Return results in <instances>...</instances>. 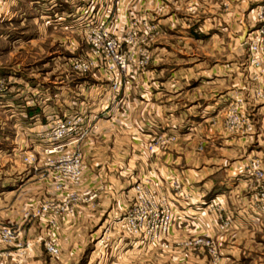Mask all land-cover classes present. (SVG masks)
Masks as SVG:
<instances>
[{
	"label": "rangeland",
	"instance_id": "374dc122",
	"mask_svg": "<svg viewBox=\"0 0 264 264\" xmlns=\"http://www.w3.org/2000/svg\"><path fill=\"white\" fill-rule=\"evenodd\" d=\"M238 1L239 4H237ZM126 2L127 8L125 9ZM228 2L224 1L223 4V9L228 8L223 10L225 18L223 19L213 10L214 5L209 6L210 3L216 2L205 0L196 2L190 0H179L178 2L154 0L151 2V6H155L151 16L144 15V12L147 11L143 9L144 5H140L141 0H131V2L130 0H0V76L5 78L6 86L3 92L10 89L11 85L14 84L16 87L22 85V88L28 84V89L32 87V93L29 92L30 94H28V98L32 97V118L26 114L25 117L21 118L22 127L15 128V133L11 131L13 129H7L6 133L8 137H21L20 148L15 150L17 151L16 154H21L20 160L16 162L22 171L21 179L26 181L30 172H36L37 178L34 183L45 185L44 180L46 179L47 185L52 186V193L47 194L46 198L42 194L40 198L32 201V206L27 205L23 211V214L32 211V250L24 255H19L14 248L9 247L12 253L0 256V264H264V228L258 231L259 235L253 234L254 236L250 235L251 237L247 235L244 240L239 242L230 237L229 242H226L221 234L239 226L234 222V217H231L230 214L226 215L222 208L210 211L199 209L196 206H203V202H208L212 198L221 206L225 198L218 197L219 195L209 199L197 197V201H195L197 203H193V210L184 211L181 207L176 206L169 230L159 237L153 238L149 235L143 236L129 232L120 219L133 201L132 184L141 178L139 175L140 160L129 161L128 158H125L116 162L112 182H114L117 191V198L125 201V207L122 209L118 207L116 213L105 221L104 215L101 214L100 221L94 222L95 224H81L73 221L71 217L66 221V215H75L79 204L83 201V197L86 195L85 186L89 185L90 188L94 187L101 191L108 181L104 177L97 178L96 181L89 177L93 172L91 170V164L93 165L92 154L90 153L92 148L82 144L87 137L96 136L97 126L79 140L67 143L63 148L53 152H48L47 149L51 147V144L43 139V135L48 132V127L45 126L53 124V116L45 125L47 120L45 121L41 114L49 101H52V105L56 109L53 113L68 114L81 110L85 116H90L97 123L99 119L101 120L107 115L106 113L103 115L99 107L100 104L90 97L89 91H86L85 95L84 93L76 95L70 90V99L75 100L74 105L76 101L82 100V108L72 107L74 110L70 112L60 110V100L62 99L60 90L61 85L65 82L62 81L63 78L68 76L70 86H74L80 80L93 87L94 72L98 69L93 68L86 73L77 72L72 68L71 61L77 57H87L90 53L83 23H86L90 18L93 22L100 20L105 13L103 8L106 11V5L109 6L110 11L109 18L106 20L110 30L116 29L119 33L118 31L125 21L132 16L148 19L152 26V29L141 32L139 36L140 45L147 46L149 49L150 60L143 67L129 70L120 86V91H130L137 84V81H133L134 78L152 64L153 49L162 24L159 22V18L170 15L175 3L180 5L185 12L194 8L196 13L193 17L196 19L195 25L201 28L218 21L223 24H226L227 21L234 26L235 29L229 28V39L234 37L239 42L245 43L244 46L242 45L244 49L240 50L239 57L240 60H243L245 71L250 77L246 38L250 29L256 24L255 8L264 3V0H229ZM91 3L95 5L89 14L87 5ZM77 6L78 8H76ZM97 7L100 8L99 11H97ZM216 8L219 9L220 6ZM225 12H228V16ZM182 16H185L182 19L188 23V14L182 13ZM165 24L173 25L174 23L167 22ZM217 24L220 26V23ZM197 30L201 32L203 29L197 28ZM198 35H203V33H198ZM101 73L105 76L104 79L108 83L109 90L108 76L102 70ZM262 74L259 84L262 86L263 95L256 97L253 95V90L258 82L252 80L251 77L250 79L255 83V86L251 94L244 95L245 103L242 109L251 125L243 126L239 130L225 126L230 134L237 133L239 136V134L249 133L252 135L253 133L254 138L246 139V143L243 145L229 141L228 144L221 142L213 144L211 148L214 153H225L230 157L251 152L253 154L250 155L249 164L244 166V173L236 176L241 178V181L249 178L251 180L249 183L245 181L244 192L242 196L240 195L241 201L251 205L244 212L247 213L245 220L250 222L248 225L250 229L255 227V223H260L264 219V199L260 198L261 186L258 185L262 180L255 179L253 175L249 174L255 165V159L259 161L264 170V111L257 116L255 115L256 117L253 119V115L247 112L250 100L252 102L258 100V106H263L264 109V70ZM47 87L49 91L53 90L54 95L57 94L56 99L47 98ZM135 88L140 90L139 85H136ZM75 90L79 91L76 88ZM139 92L136 94L137 97L140 96ZM235 98L236 96L229 100L227 108L233 100L235 101ZM16 100L18 103L15 102V104L24 106L26 97H18ZM37 115L41 119L38 118L39 121L35 122ZM28 127L31 128L28 129ZM106 146V144L100 146L102 153ZM107 148L109 147L107 146ZM122 148L130 153L133 146L118 145L116 147L117 154L121 152ZM74 156H78L83 164V172L78 179L73 178L71 173L64 168ZM12 158L13 149L11 145H5L1 148L0 169H10L13 164ZM118 159L120 158L118 157ZM153 177L160 181L158 177ZM170 189L171 187L169 188L171 193ZM202 200L203 202H201ZM45 201L52 202L53 206L43 210L41 205ZM66 202H74L73 213L62 212L60 206H64ZM174 202L176 203V201ZM13 208L12 199L9 197L0 198V212L4 210L5 213L9 212L10 214ZM206 213H209L210 220H205L204 214ZM218 214H221L222 217L220 218ZM30 218L29 215L25 219L23 217L24 221L22 222L26 223ZM4 219L0 217V224L19 223L14 218ZM225 219L229 223L222 228L220 224ZM22 222L20 223L21 227H23ZM203 223L206 224L205 227L199 225ZM26 237L23 235V240ZM197 238H210V245L195 242ZM46 242L56 244L59 251L57 253L49 252L44 245ZM259 252L263 253L259 254Z\"/></svg>",
	"mask_w": 264,
	"mask_h": 264
},
{
	"label": "crops",
	"instance_id": "0c3cea01",
	"mask_svg": "<svg viewBox=\"0 0 264 264\" xmlns=\"http://www.w3.org/2000/svg\"><path fill=\"white\" fill-rule=\"evenodd\" d=\"M152 1L154 0H141L140 5H144L143 9L147 11L144 12L145 16H151L154 11L155 6H151ZM205 1L216 2L210 3L209 6L214 5L213 10L225 19L223 10L228 8L223 9V4L224 1L229 3V0ZM218 6L219 9L216 8ZM182 13L188 14V23L182 19L185 17ZM225 13L228 16V12ZM195 15L194 8L185 12L175 3L170 15L159 18L162 24L153 49L152 64L133 80L137 81L136 85L140 86V90L134 85L130 91L121 90L115 93L114 97L111 96L101 70L94 72L93 87L80 80L74 86H70L68 76L62 79L65 82L60 90L62 97L60 110L70 112L74 110L72 107L82 108V100L76 101L74 105L75 100L70 99L71 90L76 95L82 93L85 95V92L89 91L90 97L100 104L103 115H105L104 111H107L105 118L98 120L95 130L97 133L94 132L96 136L87 137L82 144L92 148L90 153L93 172L89 177L93 181L101 177L107 178L108 181L101 191L94 187L90 188L89 185L85 186L86 195L83 201L79 204L75 215H66V221L71 217L73 221L81 224H95L100 221L101 214L104 215L105 221L116 213L118 207L122 209L126 206L124 200L117 198L112 179L115 175L116 162L128 158L129 161L140 160L139 175L158 177L167 193H170V180L176 177L181 180L185 189L196 196L205 199L218 195L224 197L225 201L222 202L221 208L226 215L230 214L234 217V222L239 225L221 234L224 241L229 242L230 237H233L239 242L247 235H259L258 231L264 228V219L260 223H255L253 229L248 227L250 222L245 220L247 213L244 212L251 205L241 201L240 198L244 192L245 181L249 183L251 180L249 178L241 181V178L236 177L244 173V166L249 164L252 152L230 157L225 153H214L211 149L213 144L219 142L228 144L230 141L243 145L246 139L254 138L253 133L239 134V136L237 133L230 134L224 125L229 100L237 95L251 94L255 86L245 71L243 60L239 57L245 43L239 42L234 37L229 39V28L235 29L229 22L223 24L218 21L201 28L195 25L196 19L193 18ZM166 21L174 24H165ZM217 23H220V26ZM197 28L203 30L200 32ZM22 87V85L16 87L14 84L11 85V90L0 92V149L5 145H11L13 149V164L10 169H0V198L9 197L14 206L10 214L1 211L0 217L4 219L6 215L4 220L14 218L19 223L24 221L23 211L27 205L32 206V201L40 198L42 194L46 198L47 194L52 193V186L47 185L46 179L45 185L34 183L37 178L36 172H30L26 181L21 179L22 171L19 164L16 165L21 154H16L15 151L20 148L21 137H8L6 133L7 129H13L11 131L15 133V128L22 127L21 118L26 114L32 118V97L28 98V94L32 93V87L28 89V84ZM75 88L79 91H74ZM137 92L140 94L138 97ZM46 93L48 99H56L57 94L54 95L53 90L48 89ZM23 96L26 97L24 106L15 104L18 103L16 99ZM258 105V100L248 102L247 112L253 115L252 119L264 111L263 106ZM54 110L56 109L52 101L46 103V108L41 113L44 120H47L45 125L49 123ZM38 118L41 119L37 115L35 122L39 121ZM150 118L154 121L153 127L144 125V121ZM160 133L163 135L172 133L175 138L165 144H154L152 149H146L145 146L153 142ZM102 144L109 147L106 146L103 153L100 151ZM118 145H132L131 154L124 148L117 154ZM178 207L184 211L193 210V204H179ZM204 217L205 220H210L209 213L204 214ZM31 219L32 217L28 222H22V231L26 238H32ZM199 225L206 226L205 223Z\"/></svg>",
	"mask_w": 264,
	"mask_h": 264
},
{
	"label": "built area",
	"instance_id": "2783aa9c",
	"mask_svg": "<svg viewBox=\"0 0 264 264\" xmlns=\"http://www.w3.org/2000/svg\"><path fill=\"white\" fill-rule=\"evenodd\" d=\"M109 1V0H108ZM95 4H88V13L93 11ZM105 7V6H103ZM102 9V8H101ZM100 8L97 7V11ZM104 15L97 22L88 20L83 23L85 38L90 47V53L87 57H77L71 61V66L77 72L86 73L93 68L104 71L109 79V90L111 96L120 91V86L129 70L145 66L150 60V52L147 46L140 45V33L152 29L148 19H139L135 16L130 17L120 28L119 33L116 29L110 30L106 20L109 18V6L106 5ZM82 12V11H81ZM79 12V14H81ZM256 24L250 29L246 38L248 50V67L250 77L258 82L253 90V95L262 96V86L259 84L264 70V3L259 4L254 11ZM93 17V15H92ZM119 34V35H118ZM5 78L0 76V92L5 90ZM245 98L243 95H237L235 101L229 104L224 124L227 128L239 130L243 126L251 125L250 120L243 111ZM107 111L105 110L104 113ZM53 124H48V132L43 135L44 141L51 144L48 152L57 151L66 146L67 143L75 142L90 132L97 126L96 120L90 116H85L81 110L74 113L59 114L53 113ZM144 125L151 127L154 125L152 118L144 121ZM175 138L172 133L163 135L158 134L153 142L146 145V149H152L154 144H165ZM72 158V157H70ZM69 158V159H70ZM254 167L249 171L255 179L262 180L258 185L261 186L260 198L264 199V170L257 159L254 160ZM71 173L72 177L78 179L83 172V164L78 156L70 159V162L64 167ZM171 193L168 194L163 184L153 176L143 174L141 178L132 184L133 201L121 217L123 225L133 234L149 235L153 238L159 237L162 233L169 230L173 218L174 208L186 204H195L197 197L194 193L183 187L179 178L173 177L170 180ZM170 195V196H169ZM174 199V200H172ZM68 201V200H67ZM176 201V203L174 202ZM203 202V200L201 201ZM203 206L196 205L199 209L214 210L221 209V206L214 198L208 202H203ZM193 204V205H194ZM64 205V204H63ZM53 206L52 202H44L41 208L49 209ZM74 202H66L60 206L66 214L73 213ZM29 215L32 217V211L23 214L24 219ZM221 218V214H218ZM229 221L222 220L220 226H227ZM22 237V238H21ZM23 231L20 223L0 224V256L10 255L14 248L19 255H24L32 250V238H26L23 241ZM210 238H197L195 242L210 245ZM46 249L51 253L59 251L56 244L46 242ZM16 264V263H12Z\"/></svg>",
	"mask_w": 264,
	"mask_h": 264
}]
</instances>
